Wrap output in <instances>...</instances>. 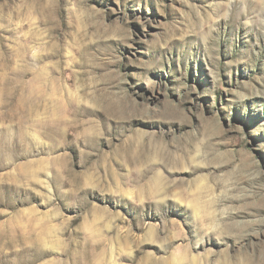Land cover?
<instances>
[{
	"label": "rangeland",
	"instance_id": "374dc122",
	"mask_svg": "<svg viewBox=\"0 0 264 264\" xmlns=\"http://www.w3.org/2000/svg\"><path fill=\"white\" fill-rule=\"evenodd\" d=\"M0 264H264V0H0Z\"/></svg>",
	"mask_w": 264,
	"mask_h": 264
}]
</instances>
